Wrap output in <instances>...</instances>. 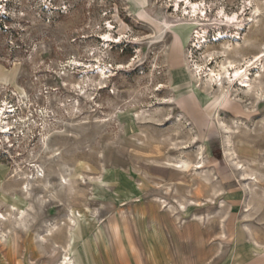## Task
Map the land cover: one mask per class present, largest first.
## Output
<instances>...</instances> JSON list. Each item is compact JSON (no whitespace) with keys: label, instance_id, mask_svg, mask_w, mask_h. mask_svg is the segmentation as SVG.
<instances>
[{"label":"rangeland","instance_id":"rangeland-1","mask_svg":"<svg viewBox=\"0 0 264 264\" xmlns=\"http://www.w3.org/2000/svg\"><path fill=\"white\" fill-rule=\"evenodd\" d=\"M261 53L264 0H0V264H264Z\"/></svg>","mask_w":264,"mask_h":264},{"label":"bare ground","instance_id":"bare-ground-1","mask_svg":"<svg viewBox=\"0 0 264 264\" xmlns=\"http://www.w3.org/2000/svg\"><path fill=\"white\" fill-rule=\"evenodd\" d=\"M189 0H187V2H188ZM196 7H193V9H195ZM196 10V9H195ZM259 11H260V9H258ZM227 18H230V16H228L227 15ZM235 18V17H234ZM236 18H237V15H236ZM107 37H109V35H106ZM263 52V51H262ZM255 57H256V60L257 61H260V60H262V58L264 57V53H261V54H256L255 55ZM254 60H255V58H254ZM255 62V61H254ZM254 62H252L251 60H249L248 61V65H247V69H246V71H244V73H241V71L242 70H240V68H237L236 66L234 67V77H239L238 75H240V81L242 82V85H245V86H247V88H252L251 87V82H250V78H249V74H250V70H252L251 68H250V66H251V64L252 63H254ZM258 63V62H257ZM255 65H256V63H255ZM254 65V66H255ZM222 67H225V66H222ZM227 67V66H226ZM225 67V68H226ZM102 70H103V68H102ZM248 70H249V72H248ZM216 72V71H215ZM214 72V70H210V74H209V76H210V81H212V80H214L213 78H215V76H219L220 75V73H215ZM217 72H219V71H217ZM226 73H228V69H226ZM102 76L103 77H106V74H105V72L104 71H102ZM217 78V77H216ZM220 80L222 81V78H220ZM200 82V81H199ZM213 82V81H212ZM220 83V82H219ZM218 83V84H219ZM200 84V83H199ZM206 85V84H205ZM208 85L211 87V83H208ZM208 85L206 86V88L208 89L209 87H208ZM217 86V85H216ZM214 87V86H213ZM221 87V89H222V91H223V83L221 82L220 84H219V88ZM205 88V87H204ZM236 91V90H235ZM249 92H250V90L247 92V94L246 95H248L249 94ZM256 96H258V95H256ZM199 163H201V162H199ZM177 164V163H176ZM192 166V164L190 163V162H187V161H182L181 162V165L180 166H178V167H180V170L181 171H183V172H185V171H188L189 169H190V167ZM203 165H201V166H197V167H202ZM40 175V174H39ZM41 177H37V181L38 182H44V187H45V190H48L49 189V185H48V182L46 181V179H45V175H40ZM29 187V188H28ZM27 187V189L25 190V194L27 195V196H31L32 195V188H30V186H28ZM49 192V191H48ZM38 198H39V200L41 199V197H40V195L38 196ZM15 208V206H12V209H14ZM16 209V208H15ZM14 209V210H15ZM18 210V212L21 214V213H24L25 212V209H21V208H18L17 209ZM10 214H11V212H10ZM22 215V214H21ZM2 219H4L5 220V215L4 214H2V217H1ZM21 219V218H20ZM52 234V233H51ZM69 254V253H68ZM68 254H66V257L64 258V261L61 263V264H73V262H72V260H71V257H68Z\"/></svg>","mask_w":264,"mask_h":264},{"label":"crops","instance_id":"crops-1","mask_svg":"<svg viewBox=\"0 0 264 264\" xmlns=\"http://www.w3.org/2000/svg\"><path fill=\"white\" fill-rule=\"evenodd\" d=\"M190 113L193 120L203 131V133H210V138L215 137L217 135L215 128L216 125L212 122L213 119H211L210 112L206 111V109L204 108L203 110L195 108Z\"/></svg>","mask_w":264,"mask_h":264}]
</instances>
